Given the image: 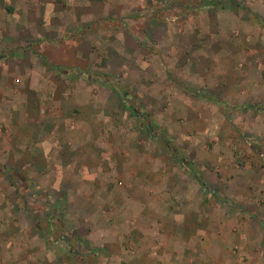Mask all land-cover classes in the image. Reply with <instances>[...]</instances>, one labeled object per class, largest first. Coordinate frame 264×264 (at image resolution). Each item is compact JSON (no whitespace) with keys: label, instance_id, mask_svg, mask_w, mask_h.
<instances>
[{"label":"rangeland","instance_id":"rangeland-1","mask_svg":"<svg viewBox=\"0 0 264 264\" xmlns=\"http://www.w3.org/2000/svg\"><path fill=\"white\" fill-rule=\"evenodd\" d=\"M261 221L264 0H0V264H262Z\"/></svg>","mask_w":264,"mask_h":264},{"label":"crops","instance_id":"crops-1","mask_svg":"<svg viewBox=\"0 0 264 264\" xmlns=\"http://www.w3.org/2000/svg\"><path fill=\"white\" fill-rule=\"evenodd\" d=\"M23 1H25V0H23ZM11 5V4H10ZM12 7H13V5H11ZM5 13H6V8L4 9V15H5ZM203 204V202L201 203V205ZM168 207H170V206H168ZM171 207H172V205H171ZM200 207V206H199ZM260 223V229L262 230V233H261V235H262V240L264 241V221H261V222H259ZM194 246V245H193ZM195 247V246H194ZM196 251V249H193V247H192V251ZM195 253H198V255L197 256H200V252H195ZM188 254H189V251H186V257L185 258H183L182 260L180 259V258H177V259H175L174 261H172V263L169 261V259L168 260H166V261H164L162 264H178L179 262V260L182 262V264L184 263V259H187L188 258ZM261 255L262 256H264V248L262 247V250H261ZM201 259V258H200ZM262 259H264V258H262ZM169 261V262H168ZM262 264H264V262L262 263Z\"/></svg>","mask_w":264,"mask_h":264},{"label":"trees","instance_id":"trees-1","mask_svg":"<svg viewBox=\"0 0 264 264\" xmlns=\"http://www.w3.org/2000/svg\"><path fill=\"white\" fill-rule=\"evenodd\" d=\"M194 94H196V93H194ZM197 95V94H196ZM193 177H194V179L197 181V182H199V184L201 183V186L202 187H204V184H203V182L200 180V178L197 176V174L194 172L193 173ZM201 181V182H200Z\"/></svg>","mask_w":264,"mask_h":264}]
</instances>
